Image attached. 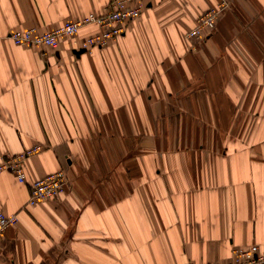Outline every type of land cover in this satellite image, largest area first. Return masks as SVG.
Returning a JSON list of instances; mask_svg holds the SVG:
<instances>
[{
    "label": "crops",
    "instance_id": "obj_1",
    "mask_svg": "<svg viewBox=\"0 0 264 264\" xmlns=\"http://www.w3.org/2000/svg\"><path fill=\"white\" fill-rule=\"evenodd\" d=\"M112 1L0 0V162L42 148L26 184L0 174V212L19 217L0 264L264 252V0H227L198 45L188 34L222 0H143L125 36L91 53L76 50L96 25L57 50L8 38L105 15ZM60 170L61 198L29 206L30 183Z\"/></svg>",
    "mask_w": 264,
    "mask_h": 264
},
{
    "label": "built area",
    "instance_id": "obj_2",
    "mask_svg": "<svg viewBox=\"0 0 264 264\" xmlns=\"http://www.w3.org/2000/svg\"><path fill=\"white\" fill-rule=\"evenodd\" d=\"M229 7L227 0L203 14L198 20L194 29L188 34V38L195 40L197 45L203 41L202 33L213 32L217 27V21L221 14ZM145 10L143 0H113L109 5V11L105 15L94 14L86 18L65 22L62 26L53 30L40 32L36 28L24 31L13 32L9 39L16 46L50 48L57 50L63 39L76 37L79 32L90 25H96L100 31L87 37L81 48L86 53L94 50L105 49L110 44L125 36L129 24L136 21ZM193 46V50L197 49ZM42 150L39 146L26 149L24 152L14 156H8L0 162V174L11 173L21 184L28 182L27 160ZM69 185V178L65 171L60 170L49 174L41 179L33 180L30 183L29 206H35L46 200H58L66 192ZM19 222L16 214L7 215L0 212V241L3 234ZM188 264H264V252L257 245L248 248H237L233 251L232 257L227 262L216 263H194Z\"/></svg>",
    "mask_w": 264,
    "mask_h": 264
},
{
    "label": "water",
    "instance_id": "obj_3",
    "mask_svg": "<svg viewBox=\"0 0 264 264\" xmlns=\"http://www.w3.org/2000/svg\"><path fill=\"white\" fill-rule=\"evenodd\" d=\"M76 53H77V54H82V53H85V51L82 50V49H80V50H76Z\"/></svg>",
    "mask_w": 264,
    "mask_h": 264
},
{
    "label": "rangeland",
    "instance_id": "obj_4",
    "mask_svg": "<svg viewBox=\"0 0 264 264\" xmlns=\"http://www.w3.org/2000/svg\"><path fill=\"white\" fill-rule=\"evenodd\" d=\"M143 13H144V10H143V12H142V15H143ZM142 15H141L139 18H141V17H142ZM139 18H138V19H139ZM138 19H137V20H138ZM114 43H115V42H114Z\"/></svg>",
    "mask_w": 264,
    "mask_h": 264
}]
</instances>
